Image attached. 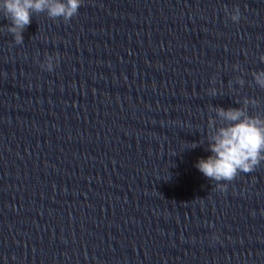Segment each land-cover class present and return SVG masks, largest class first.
<instances>
[{
    "label": "clouds",
    "instance_id": "9594fccd",
    "mask_svg": "<svg viewBox=\"0 0 264 264\" xmlns=\"http://www.w3.org/2000/svg\"><path fill=\"white\" fill-rule=\"evenodd\" d=\"M82 0H0V12L9 21L7 31L14 36L16 44L23 43L22 33L32 22L34 13L47 12L49 18L69 21L81 7ZM241 18L239 9L231 16L233 22ZM53 63L46 65L51 71ZM256 83L264 88V71L254 76ZM217 90L213 88L211 94ZM218 117L229 123L216 128L208 138L212 153L198 160L196 167L208 179L217 182L219 191L227 190V182L233 181L241 172L250 173L264 161V118L248 115L243 108L215 109ZM215 128V122H211ZM197 144L193 143L192 148ZM223 182V183H222Z\"/></svg>",
    "mask_w": 264,
    "mask_h": 264
}]
</instances>
